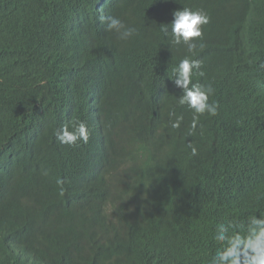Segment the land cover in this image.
I'll return each mask as SVG.
<instances>
[{
  "label": "trees",
  "instance_id": "1",
  "mask_svg": "<svg viewBox=\"0 0 264 264\" xmlns=\"http://www.w3.org/2000/svg\"><path fill=\"white\" fill-rule=\"evenodd\" d=\"M183 7L210 17L195 57L171 43ZM101 8L136 33L106 31ZM186 56L202 61L193 83L211 84L219 104L194 134L171 79ZM261 64L264 0H0V264H211L220 224L264 214L250 125L264 128ZM79 121L89 142L61 144L56 131ZM189 144L196 156L178 154ZM126 176L138 217L103 234L98 205Z\"/></svg>",
  "mask_w": 264,
  "mask_h": 264
},
{
  "label": "clouds",
  "instance_id": "2",
  "mask_svg": "<svg viewBox=\"0 0 264 264\" xmlns=\"http://www.w3.org/2000/svg\"><path fill=\"white\" fill-rule=\"evenodd\" d=\"M100 21L105 22V30L115 32L121 40H128L136 33L134 27H129L120 18L112 16L106 17L103 9H100ZM171 22V43L173 45L184 44L187 46L188 53L192 57L198 55V47L202 49L203 43L198 45L197 38L202 41L203 26L210 22L209 15L203 10H192L183 7L182 10H176L173 13ZM161 30L168 33V25H161ZM202 61L186 56L181 59L173 69V78L175 86L183 90V95L177 98L178 105L187 106L193 113L191 122V132L194 134L199 123L200 116L207 114L215 116L218 114L219 104L210 102L209 97L214 94V88L211 84L201 85L193 83V75L203 76ZM264 68V64L260 65ZM170 124L172 128H179L183 120L182 116H177L175 111L169 112ZM174 118V119H173ZM252 129L256 130V135L252 141L253 146L258 150L264 151V128L257 124H250ZM90 130L86 122H74L71 125L65 124L56 131V139L63 145L74 146L78 141L87 144L90 139ZM191 148V154L196 156L198 150L191 144L185 146L178 154L186 152ZM218 150L220 147H214ZM177 154V155H178ZM187 157V156H186ZM225 163L221 169L226 174ZM218 182L229 193L233 192V185L226 180L218 179ZM61 185L60 194H64L62 187L63 180H57ZM120 192L98 205L99 209L104 212L109 220L106 226L99 229L103 234L117 233L126 226L128 216H137L139 200L132 198L133 186L129 177H125L119 185ZM138 217V216H137ZM87 226L89 222L85 219L82 223ZM138 224V220L134 225ZM214 239L220 244V247L212 257L211 264H264V214L251 215L243 228L236 223L220 224L214 236Z\"/></svg>",
  "mask_w": 264,
  "mask_h": 264
}]
</instances>
